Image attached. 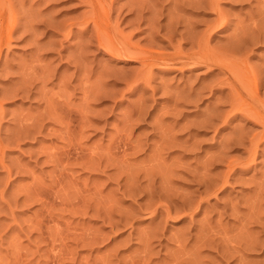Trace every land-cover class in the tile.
Wrapping results in <instances>:
<instances>
[{"label":"rangeland","instance_id":"374dc122","mask_svg":"<svg viewBox=\"0 0 264 264\" xmlns=\"http://www.w3.org/2000/svg\"><path fill=\"white\" fill-rule=\"evenodd\" d=\"M1 1L14 6L19 25L0 57V264H264V140L251 153L261 127L230 108L249 102L252 92L232 101L227 75L213 65L142 66L110 55L92 24L82 30L88 0ZM135 1L113 2L109 23L143 51H189L184 27L198 32L215 19L206 0ZM256 2L218 0L229 24L212 33L209 46L234 57L239 72L259 74L261 111L264 42L234 37L264 21V3ZM138 4L150 11L142 22ZM29 11L41 13L33 21ZM25 79L27 96L16 92ZM201 178L215 187L204 193ZM182 199L198 206L183 217L175 213ZM155 208L170 216L154 215ZM201 233L213 243L201 245Z\"/></svg>","mask_w":264,"mask_h":264},{"label":"bare ground","instance_id":"6f19581e","mask_svg":"<svg viewBox=\"0 0 264 264\" xmlns=\"http://www.w3.org/2000/svg\"><path fill=\"white\" fill-rule=\"evenodd\" d=\"M22 1V0H21ZM41 1H43V0H40V2ZM116 0H88L87 1V3L89 4V7H90V9H89V11L87 12L88 14L86 15V17L85 16H83L84 17V19H83V21L81 22V24H83V29L82 30H84V31H87V29H88V27H89V24H92V34H94V35H92V36H95L94 38L96 39V41H97V43H98V45L101 47V48H103L105 51H107L110 55H112V56H126V57H128V58H130V59H140L141 60V65L142 66H144V65H149V66H152V65H154V64H157V63H162V64H165V65H167V64H173L174 66H176V65H178L180 68H182V67H184V66H192V65H195V64H201V63H204V64H207V65H209V66H211V65H213V66H216V68H218L219 70H220V72H223L224 74H226L227 76H226V78H225V80H227L225 83L227 84V85H229L228 87L230 88H233L232 90H234V91H232V92H234V94H233V100L232 99H230V100H232V101H234V100H236V98L238 99V98H243L242 97V95L244 94V92H246V94H247V92H252V97L249 99L250 101L249 102H247L246 104H244L243 106H234V104H233V106H229L230 108H231V110H233L234 109V111L235 112H241L242 113V116H244L245 115V117L247 116V117H251V119H253L254 121H256V123L258 122L259 123V125H260V127H261V130H260V133L259 134H257L258 136H257V138H256V136H254L256 139H255V141H253L254 143H252V149H251V153H255V148L257 147V143H259V141H261V140H264V113H262V111H264V110H261L260 111V109H258L257 107H258V105L259 106H261L260 104H259V99H258V97H257V90H258V84L260 83V80L261 79H259V76H257V75H259V74H255V73H252L251 72V70H249V68H245V72H243V69L240 67V72H241V69H242V72L240 73L239 72V65L237 66L236 65V63H235V61L232 59V58H234V57H231V55L230 54H227V52L226 53H224L223 54V52H219V51H215V50H213V49H211L210 47L211 46H209V40L211 39V37L213 36V32H215V31H219V30H224V29H226L227 28V25L229 24L227 21H225L223 18H221V12H220V9H219V5H218V0H206V2H205V5H207V6H209L210 8H212V10H213V12H214V14H215V19H213V20H211V21H209L208 23H206L205 24V28L204 29H202L201 31H195L194 30V28H193V26H192V28L191 27H188V26H186V27H188V28H186V27H184L185 28V30H182L183 31V33H181V32H179V33H181V35L180 36H184V34L186 35L185 36V38L186 39H188L189 41H191L190 42V44H191V46L188 48L189 49V51H186V52H182L181 50H179L178 48V50H175L174 49V51H177V52H175V53H173V54H171V55H166V54H162V52L160 53V52H152V51H143L142 49H138V47H134V45L133 44H131V43H129L130 41H129V39H126V38H124V37H120V36H118L115 32H113L112 31V29H110V23H109V21H110V16H111V12H112V10L111 9H113L112 8V3L113 2H115ZM129 1V0H128ZM141 1V0H140ZM139 1V2H140ZM143 1V0H142ZM180 0H175V2H174V4L175 3H178ZM201 1V0H200ZM199 1V2H200ZM208 1V2H207ZM247 1V0H246ZM257 2L259 1L260 2V0H256ZM130 2H131V6L130 7H132V4H133V0H130ZM136 3H139V2H137V1H135ZM146 2H147V0H146ZM150 2V1H149ZM148 2V3H149ZM185 2H187V1H185ZM184 2V3H185ZM256 2V4H259V3H257ZM136 3H134V4H136ZM148 3L146 4V6L148 5ZM197 4H199L198 2H196ZM195 3V4H196ZM200 3H202V1L200 2ZM261 3H264V0H262V2ZM139 4H141V6H144V1L143 2H141V3H139ZM138 4V6L137 7H135L136 5H133L135 8H137L136 10H134V11H136V18H138L137 20H141V22L143 21V20H145V17H144V14L145 13H147V12H150L147 8L148 7H150V5L151 4H149V6H147V8L146 9H144V8H139V7H141L140 5ZM152 4H153V2H152ZM179 4V3H178ZM181 4V3H180ZM196 4V5H197ZM11 5V4H10ZM9 4H6L4 1H1L0 0V57H1V52H2V48L3 47H6V48H8L9 46H10V42H11V40H12V38H13V33L14 32H17V30H18V18H17V16H16V10H15V8H14V6L13 5H11L10 6ZM124 5V4H123ZM130 5V4H129ZM204 5V4H203ZM13 6V7H12ZM121 6V5H120ZM154 6V5H153ZM198 6H200V7H202L201 6V4H199ZM259 6H260V4H259ZM121 7H123V6H121ZM120 7V8H121ZM197 7V6H196ZM204 7V6H203ZM30 8V7H29ZM199 8V7H198ZM115 9V8H114ZM134 8H132V10H133ZM149 9H152V6L149 8ZM258 9V8H257ZM256 9V10H257ZM261 9V8H260ZM29 10V9H28ZM38 10V9H37ZM128 11H129V9H127ZM32 11V10H31ZM36 11V10H35ZM119 11V10H118ZM120 11H121V9H120ZM154 11V10H153ZM258 11V10H257ZM256 11V12H257ZM33 12V11H32ZM39 12V11H38ZM37 12V13H38ZM151 12H152V10H151ZM254 12H255V10H254ZM262 12H264V11H262ZM31 14V12L29 11L28 12V14ZM36 13V12H35ZM37 13L34 15V17H32V14H31V17H29V16H27V18L26 19H28V17L30 18V20L32 19H34V18H37V17H35V16H39V15H37ZM41 12H39L38 14H40ZM260 13H261V11H260ZM34 14V13H33ZM85 14V13H84ZM256 14H258L259 15V13L257 12ZM262 14H264V13H262ZM152 15H153V12H152ZM158 15V14H157ZM154 16V15H153ZM168 16V15H167ZM171 16V15H170ZM169 16V17H170ZM177 16V15H176ZM262 16H264V15H262ZM25 17V16H24ZM168 17V18H169ZM181 17V16H180ZM40 18H42V17H40ZM155 18V17H154ZM174 18L175 17H173V22H174ZM179 18V17H178ZM262 18H264V17H262ZM39 19V18H38ZM153 19V18H152ZM157 19V18H156ZM170 19V18H169ZM180 19V18H179ZM251 19V18H250ZM250 19H248V20H250ZM35 20V19H34ZM33 20V21H34ZM36 21H38V20H36ZM138 21V22H139ZM149 21H152V20H149ZM180 21H182V20H180ZM253 21V20H252ZM258 21H260V18L257 20V23H258ZM26 22V21H25ZM24 22V23H25ZM27 22H28V20H27ZM137 22V21H136ZM262 22V23H261ZM35 24H36V22H34ZM33 23V24H34ZM171 23H172V21H171ZM250 23V22H249ZM253 23V22H252ZM256 22L255 23H253L252 25H250V26H252L251 28L248 26V28H249V30H250V32H248V34H246L245 33V31H240V28H239V35H237V34H235L234 35V37L236 38V41L237 40H241V42H247V44L248 43H251L252 42V44H256V43H258V42H264V25H261V24H264V21H260L258 24H257ZM49 24V23H48ZM167 24V23H166ZM165 24V25H166ZM175 24L176 25H178L179 24V20H176L175 21V23H174V25H172L171 24V26L172 27H174L175 26ZM181 24V23H180ZM244 24V23H243ZM260 24V25H259ZM28 24L26 23V25L25 26H27ZM30 25V24H29ZM28 25V26H29ZM50 25V24H49ZM149 25V24H148ZM170 25V24H169ZM168 25V26H169ZM184 25V24H183ZM188 25V24H187ZM248 25V24H247ZM153 26V25H152ZM170 26V27H171ZM180 26V25H179ZM114 27V26H113ZM154 27V26H153ZM160 27V26H159ZM196 27V26H195ZM245 27H246V25H245ZM245 27H243L244 29H245ZM27 28H29V29H27L28 31H30V30H32L33 29V26H29V27H27ZM149 28V27H148ZM167 28H169V27H167ZM176 28V26L174 27V28H170V31L173 33H176V30H178V29H175ZM183 28V29H184ZM243 28H241L242 30H244ZM246 29H247V27H246ZM248 30V29H247ZM25 31L26 30H22V34L24 35V33H25ZM155 31H157V30H155ZM169 31V32H170ZM32 32V31H31ZM173 33V34H174ZM241 33V34H240ZM22 34H20V35H22ZM26 34V33H25ZM29 34V33H28ZM31 34H33V33H31ZM234 34V33H233ZM250 34V35H249ZM22 35V36H23ZM27 35V34H26ZM91 35H89V37L91 38ZM175 35V34H174ZM232 35V34H231ZM230 35V36H231ZM30 36H32V35H30ZM155 36V35H154ZM165 36V35H164ZM170 36V35H169ZM233 36V35H232ZM151 37V36H150ZM33 38V37H32ZM181 38V37H180ZM35 39V38H34ZM168 39H170V38H167V40ZM185 39V40H186ZM232 39V38H231ZM230 38H229V40H231ZM32 40V39H31ZM34 41V40H33ZM151 41V40H150ZM149 41V42H150ZM189 41H187L188 42V44H189ZM232 41V40H231ZM234 41V40H233ZM232 41V42H233ZM151 42H153V41H151ZM168 42H170V41H168ZM186 42V41H185ZM171 43V42H170ZM179 43V42H178ZM233 43H235V41L233 42ZM167 44V43H166ZM189 44V45H190ZM228 44H229V42H228ZM227 44V45H228ZM236 44V43H235ZM247 44H246V46H244V44H239V47L240 48H242L243 46L244 47H247ZM133 45V46H132ZM149 45V44H148ZM230 45H231V43H230ZM233 45V44H232ZM231 45V46H232ZM151 46V45H150ZM168 46V45H167ZM230 46V47H231ZM170 47V46H169ZM223 47H224V45H223ZM225 47H226V45H225ZM228 47V46H227ZM233 47V46H232ZM230 48V49H233V48ZM85 48V47H84ZM192 48V50H193V48H194V51H190V49ZM234 48H236L235 47V45H234ZM239 48V49H240ZM82 49V48H81ZM147 49V48H146ZM150 49V48H149ZM229 49V51H231ZM237 50H238V48H236ZM243 49V48H242ZM80 50V49H79ZM84 50V49H83ZM221 50V49H220ZM227 50H228V48H227ZM244 50H246V49H244ZM184 51V50H183ZM221 51H223V50H221ZM235 51V50H234ZM240 51V50H239ZM225 52V51H224ZM241 52V51H240ZM239 52V53H240ZM229 53V52H228ZM231 54H233V55H235L234 53H232V52H230ZM235 53H237V52H235ZM232 55V56H233ZM84 56H78V62H80V64L81 63H83V60H84V58H83ZM75 58H77V57H75ZM74 58L72 57V60H73ZM237 61V60H236ZM75 62H76V60H75ZM78 62H76V63H78ZM168 62V63H167ZM240 62V61H239ZM244 63V62H243ZM242 63V64H243ZM77 65H79V64H77ZM83 65H85V64H83ZM236 65V66H235ZM79 66H81V65H79ZM82 67V66H81ZM178 67V68H179ZM23 68V67H22ZM40 68V67H39ZM83 68H84V66H83ZM38 69V68H37ZM26 70V69H25ZM24 70V71H25ZM42 70H44V69H42ZM85 70V69H84ZM248 70L250 71V72H248ZM33 71H36V70H33ZM253 71V70H252ZM257 71V70H256ZM262 71V70H261ZM26 72V71H25ZM24 72V73H25ZM31 73H33L32 71H30ZM45 72H46V70H45ZM254 72V71H253ZM259 72V71H258ZM19 73H20V71H19ZM42 73H43V71H42ZM262 73V72H261ZM17 74V73H16ZM21 74H22V71H21ZM41 74V73H40ZM25 75V74H24ZM29 75H30V73H29ZM33 74H31L30 76L31 77H33L32 76ZM34 75H35V73H34ZM261 75V74H260ZM10 76H12V75H10ZM36 76H38V75H36ZM35 76V77H36ZM84 76V75H83ZM262 76H264V74H262ZM22 77V76H21ZM34 77V78H35ZM39 77V76H38ZM37 78V77H36ZM32 79V78H31ZM31 79H30V81H31ZM39 79V78H38ZM22 80V79H21ZM40 80V79H39ZM147 80V79H146ZM28 79H25L24 81H23V84H21L22 82H20V83H17V84H21L22 86L20 87V88H18L17 90L18 91H16L17 93H29V91H30V89L28 88L29 86H31V85H29L28 87H26L25 86V83L26 82H30ZM35 81V80H34ZM38 82V81H37ZM87 82V81H86ZM85 82V83H86ZM28 84H30V83H27V85ZM41 84V83H40ZM262 87H264V84H260ZM225 86V85H224ZM41 89H42V87H41ZM196 91V90H195ZM197 94H198V92H196ZM99 95H97V96H100L101 94H100V92L98 93ZM250 94V93H249ZM13 95H14V93H13ZM15 95H17V94H15ZM26 95V94H25ZM200 95V94H199ZM231 95V94H230ZM27 96V95H26ZM43 96V95H42ZM86 96H87V94H86ZM186 96V95H185ZM232 96V95H231ZM43 97H45V96H43ZM87 97H89V96H87ZM187 97V96H186ZM200 97V96H199ZM250 97V96H249ZM44 99V98H43ZM47 100V99H46ZM45 101V100H44ZM51 101V100H50ZM237 102V101H236ZM62 103H64V101L62 102ZM67 103V102H66ZM64 104L65 105V107H66V105L67 104ZM231 103H233V102H231ZM261 103V102H260ZM50 104V103H49ZM230 104V103H229ZM49 106V105H48ZM50 107V106H49ZM51 107H54V105L53 106H51ZM50 107V108H51ZM48 110H50V109H48ZM53 110H55V109H53ZM53 110H51V111H53ZM70 111V110H69ZM53 113V112H52ZM245 113V114H244ZM42 114H44V113H42ZM51 114V113H50ZM240 114V113H239ZM244 114V115H243ZM52 115H55V114H51V116ZM57 115V114H56ZM56 115L55 116H53V118L55 117L56 118V120H57V118H58V116L56 117ZM63 116V115H62ZM62 116H59L60 118L62 117ZM244 117V118H245ZM40 118V117H39ZM42 118V117H41ZM49 118V117H48ZM51 118V117H50ZM49 118V119H50ZM54 118V119H55ZM38 119V118H37ZM246 119V118H245ZM36 120V119H35ZM35 120L33 121V122H35ZM52 120V119H51ZM37 121V120H36ZM40 121H42V120H40ZM40 121H38L37 122V124L40 122ZM24 122V121H23ZM22 122V123H23ZM29 125V124H28ZM28 125H22L23 126V130H24V132L22 133L21 131L22 130H20L19 128H18V130H20V132L19 133H22V134H24V135H29V133H30V130L28 129L29 127H28ZM34 126V125H36L35 123L34 124H31L30 126ZM39 125H41V124H39ZM38 125V126H39ZM20 126V125H19ZM24 126H25V128H26V130L28 129V131H26L25 130V128H24ZM32 126V127H33ZM34 128H35V126H34ZM34 128H31L30 127V129L31 130H33ZM36 129V128H35ZM39 131H37V132H40V127H39V129H38ZM35 131V130H34ZM19 133H15V134H17V135H19ZM32 134V133H31ZM24 135L22 136V137H24ZM240 135V134H239ZM15 136V135H14ZM21 137V136H20ZM30 137V136H29ZM240 137H241V135H240ZM243 138V137H242ZM10 139V138H9ZM16 139H18V138H16ZM21 139V138H20ZM239 139H241V138H239ZM238 139V140H239ZM7 140V139H6ZM12 140V139H11ZM11 140H10V142H11ZM15 142V140H13V143ZM234 142V141H233ZM237 142V141H236ZM262 142V141H261ZM238 143H240V142H238ZM7 144V143H6ZM10 144V143H9ZM5 146V145H4ZM228 146V145H227ZM3 146H1V148H2ZM6 149V148H5ZM2 151V150H1ZM250 154V153H249ZM62 155H65V157L67 156V154H62ZM254 156V155H253ZM53 158H54V161H55V163H57V165L58 164H62V156L61 155H53L52 156ZM81 159V158H80ZM251 159H253V158H251ZM249 162V161H248ZM61 175V174H60ZM205 175V176H204ZM204 175H203V177L205 178L206 177V175H209V174H207V172L206 173H204ZM200 179L199 180V186H201V187H203L204 188V190H203V192L204 193H206L207 191L208 192H210V190L212 189V188H214L215 186H214V183H213V181L214 180H212V181H210V180H208L209 178H211V177H209V178H206V179ZM225 178V177H224ZM198 181V180H197ZM228 181H227V179H224L223 181H222V183H221V186L222 185H224V184H226ZM203 185V186H202ZM216 189V188H215ZM214 189V190H215ZM217 189H218V187H217ZM261 189H264V188H261ZM260 189V190H261ZM42 191V190H41ZM39 192V191H38ZM42 193V192H41ZM36 194H37V192H36ZM259 194V193H258ZM260 194H262V193H260ZM34 197L33 198H35V195H33ZM43 195H38L36 198L37 199H35V200H39L40 201V205L41 206H44L43 204V201H42V197ZM259 196V195H258ZM260 196H262V195H260ZM39 197V198H38ZM169 197V196H168ZM262 198V197H261ZM44 199V198H43ZM183 201L181 202V211H177V210H175V213H177V215L176 216H186V215H189L188 213H191L192 212V210H194L195 208H197L198 206H196L195 207V204H194V207H191L192 206V204H190L191 206L190 207H186L187 205H189V204H187V201H185V199H182ZM187 200V199H186ZM185 202H186V204H185ZM184 208H187V211L188 212H186V211H183L184 210ZM161 210V209H160ZM153 212H154V215H158V214H164L166 217H168V216H170V209H168V208H166V209H164V210H161V211H159L157 208H155L154 210H153ZM175 216V217H176ZM189 217V216H188ZM181 218V217H180ZM40 222V221H39ZM38 223H36V225H37ZM40 224V223H39ZM38 227H39V225H38ZM39 229V228H38ZM205 229H206V227H205ZM208 229V228H207ZM206 229V230H207ZM210 229V228H209ZM205 230V231H206ZM211 230V229H210ZM211 232H212V230H211ZM208 233V232H207ZM210 233V232H209ZM202 234V233H201ZM210 235H207L206 233H203L201 236H200V238H197L198 239V241L201 243V245H207V244H211V243H213V240L209 237ZM153 237V236H152ZM156 237V236H155ZM151 237H149V239H150ZM148 238H146V247H148L149 246V243H148V241H149V239L147 240Z\"/></svg>","mask_w":264,"mask_h":264}]
</instances>
